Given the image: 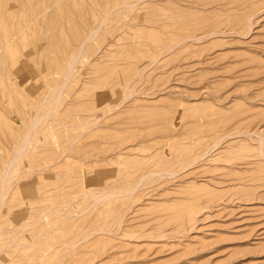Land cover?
Masks as SVG:
<instances>
[{
	"label": "rangeland",
	"instance_id": "obj_1",
	"mask_svg": "<svg viewBox=\"0 0 264 264\" xmlns=\"http://www.w3.org/2000/svg\"><path fill=\"white\" fill-rule=\"evenodd\" d=\"M0 1V264H264V0Z\"/></svg>",
	"mask_w": 264,
	"mask_h": 264
},
{
	"label": "bare ground",
	"instance_id": "obj_2",
	"mask_svg": "<svg viewBox=\"0 0 264 264\" xmlns=\"http://www.w3.org/2000/svg\"><path fill=\"white\" fill-rule=\"evenodd\" d=\"M0 2H2V1H0ZM1 7H2V6H1ZM0 10H1V9H0ZM8 11H10L9 8H8ZM21 78H22V77H21Z\"/></svg>",
	"mask_w": 264,
	"mask_h": 264
}]
</instances>
